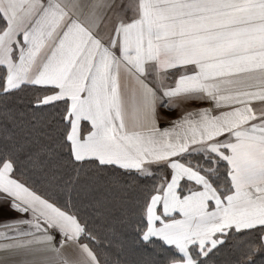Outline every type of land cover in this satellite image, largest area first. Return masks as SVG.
<instances>
[{"label": "snow or ice", "instance_id": "6c2138e0", "mask_svg": "<svg viewBox=\"0 0 264 264\" xmlns=\"http://www.w3.org/2000/svg\"><path fill=\"white\" fill-rule=\"evenodd\" d=\"M0 264H264V0H0Z\"/></svg>", "mask_w": 264, "mask_h": 264}]
</instances>
